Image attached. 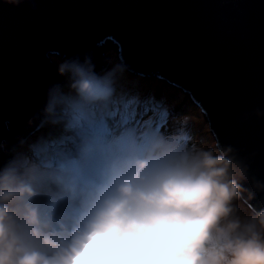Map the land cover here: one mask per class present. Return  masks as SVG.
Here are the masks:
<instances>
[{"label": "clouds", "instance_id": "9594fccd", "mask_svg": "<svg viewBox=\"0 0 264 264\" xmlns=\"http://www.w3.org/2000/svg\"><path fill=\"white\" fill-rule=\"evenodd\" d=\"M70 71L82 99L109 97L99 79ZM188 120L109 141L87 178L71 163L5 165L0 264H264V207L242 218L235 206L247 169L231 146L205 147L184 131Z\"/></svg>", "mask_w": 264, "mask_h": 264}, {"label": "water", "instance_id": "95a60500", "mask_svg": "<svg viewBox=\"0 0 264 264\" xmlns=\"http://www.w3.org/2000/svg\"><path fill=\"white\" fill-rule=\"evenodd\" d=\"M261 5L264 0H0V140L7 130H23L54 82L45 66L48 53L79 55L78 63L86 65L87 53L104 41L103 51L111 44L118 57L122 49L133 74L155 76L193 101L221 148H239L238 153L231 146L247 169L240 199L259 210L264 207ZM234 6L242 7L244 35L217 32L216 23Z\"/></svg>", "mask_w": 264, "mask_h": 264}, {"label": "snow or ice", "instance_id": "6c2138e0", "mask_svg": "<svg viewBox=\"0 0 264 264\" xmlns=\"http://www.w3.org/2000/svg\"><path fill=\"white\" fill-rule=\"evenodd\" d=\"M234 9L230 16L218 20L217 32L229 36L237 32L244 35L242 7L234 6ZM103 45L104 41H100L96 49L87 53L86 65L78 63L79 55L70 56L58 51L46 55L45 66L54 82L46 87L40 107L31 114L23 130L16 133L7 130L4 139L0 140V169L17 162L31 163L41 169L71 163L82 178H87L101 163V154L114 134L129 129L130 125H143L159 132L171 131L169 126L177 116L167 97L146 90L134 78V69L123 56L122 49L118 57L112 58L102 50ZM59 65L70 66L99 79L109 89V97L102 103L85 101L72 87V78L57 73ZM45 106L48 112L55 108L53 116L45 112ZM186 132L190 134L188 130ZM86 142L96 146V153H83ZM231 146L240 152L239 148ZM248 166L251 171V164Z\"/></svg>", "mask_w": 264, "mask_h": 264}, {"label": "rangeland", "instance_id": "374dc122", "mask_svg": "<svg viewBox=\"0 0 264 264\" xmlns=\"http://www.w3.org/2000/svg\"><path fill=\"white\" fill-rule=\"evenodd\" d=\"M104 51L108 52V54L112 58L117 57V48H115V46L111 44H107ZM62 66L65 67V72L61 76L72 78L71 74L69 73L68 66L67 67L65 65H62ZM133 76L136 80H139L145 86V88L149 86L150 88H153L152 91H155L156 88H159L157 94H162L164 91H166V95L169 93L175 94L174 90H172L167 85L163 84L161 81L155 78V76L140 77L137 74L136 75L133 74ZM75 82L76 81L72 79V84H74ZM167 99H170L168 101L174 106L175 114L177 117H184V116L189 117L188 122L185 125L181 126L183 127V130L184 131L188 130L190 134L193 135L203 146L205 147L212 146L214 144V140L212 139L211 134H209L208 132L209 130L206 129L207 123L201 111H199V109L196 107H193V106L189 107L187 103H190V100L187 99L185 96H183V100H179L177 97L173 98L171 97V95ZM54 113H55V108L53 109L52 112H47L49 116H53ZM133 129H134L133 135L144 132L145 130H151L143 125H141L140 127H137L136 125H130L129 129L114 134V136L112 137L110 141L115 143L119 139H122L124 136H126V133L128 131L133 130ZM17 163H23V162H17ZM50 187H52V190L55 189L54 186H50ZM235 206L238 209L237 214L241 216L242 218L250 214L249 209L238 199L235 201Z\"/></svg>", "mask_w": 264, "mask_h": 264}, {"label": "trees", "instance_id": "16d2710c", "mask_svg": "<svg viewBox=\"0 0 264 264\" xmlns=\"http://www.w3.org/2000/svg\"><path fill=\"white\" fill-rule=\"evenodd\" d=\"M60 66H62V65H60ZM69 72H70V69H69ZM145 89L148 90V91H152V90H153V88H150L149 86L146 87ZM74 90H75V89H74ZM158 90H159V88H156L155 92H158ZM160 91H161V90H160ZM162 95H165L167 98L171 95V97H173V98L178 97L179 100H183V94H178V95H176V94H171V93H169V94L166 95V91H164V92L162 93ZM168 100H170V99H168ZM171 100H173V99H171ZM98 103H100V102H98ZM187 104L189 105V107L193 106V107L198 108V107L195 105V103H194L193 101H191V100H190V103H187ZM198 109H199V108H198ZM199 111H201V110L199 109ZM201 113H202V112H201ZM206 129L209 130L208 125H207ZM208 132H209V131H208ZM209 134H211L212 139H213V135H212V133L209 132ZM126 136H128V135H126ZM214 144H215V143H214ZM240 205H241V204H240Z\"/></svg>", "mask_w": 264, "mask_h": 264}, {"label": "bare ground", "instance_id": "6f19581e", "mask_svg": "<svg viewBox=\"0 0 264 264\" xmlns=\"http://www.w3.org/2000/svg\"><path fill=\"white\" fill-rule=\"evenodd\" d=\"M98 103V102H97Z\"/></svg>", "mask_w": 264, "mask_h": 264}]
</instances>
